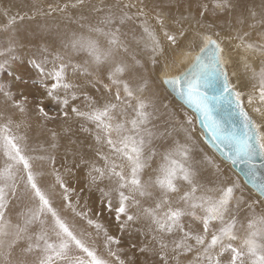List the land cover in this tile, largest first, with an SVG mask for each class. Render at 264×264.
I'll use <instances>...</instances> for the list:
<instances>
[{
	"label": "snow or ice",
	"instance_id": "obj_1",
	"mask_svg": "<svg viewBox=\"0 0 264 264\" xmlns=\"http://www.w3.org/2000/svg\"><path fill=\"white\" fill-rule=\"evenodd\" d=\"M28 7L0 8V264H264V0Z\"/></svg>",
	"mask_w": 264,
	"mask_h": 264
},
{
	"label": "rangeland",
	"instance_id": "obj_2",
	"mask_svg": "<svg viewBox=\"0 0 264 264\" xmlns=\"http://www.w3.org/2000/svg\"><path fill=\"white\" fill-rule=\"evenodd\" d=\"M14 1V2H13ZM17 1V3H15ZM26 2V3H25ZM34 2V0H0V8H9L10 10H11V12L12 13H16V12H21V13H23V12H27L28 10H26L27 9V7H28V5H30L31 3H33ZM259 3V0H256V3ZM19 3V4H18ZM23 5H25V6H23ZM257 3V4H258ZM18 4V5H17ZM21 4V5H20ZM28 4V5H27ZM18 6V7H17ZM27 6V7H26ZM21 7H23V8H21ZM24 8H26V9H24ZM29 8V7H28ZM19 9H21V11L19 10ZM24 10V11H23ZM30 11V10H29ZM77 14H78V12H77ZM85 14L87 15L88 13H87V11L85 10ZM51 19V20H50ZM55 19H59V20H63L62 18H60L59 16L58 17H56V18H47V20H45V18H41V17H37V19L35 20V21H33V22H30L29 20H25L24 22H23V24H22V26H21V31H22V35H25V36H28V38L29 39H35L34 37H32L31 35H30V33L33 31V30H36V31H39V25H41V24H45L46 23V21H48V20H50V22H52V21H54ZM4 21H3V18L2 17H0V23H3ZM63 22L64 23H69L68 21H66V20H63ZM32 25H31V24ZM30 24V26H32V27H30V28H27V26ZM35 24V25H34ZM47 24V23H46ZM47 25H51V23L50 24H47ZM64 26H65V24H64ZM34 27V28H33ZM24 28H25V30H27V31H25L24 30ZM216 31H218V29L216 28L215 29ZM223 30H225V27L223 28V27H221L220 26V29H219V31H223ZM45 35H47V33H44ZM22 52H23V49H22ZM70 123V124H69ZM68 124V125H67ZM74 125V126H73ZM76 126V127H75ZM47 127H54L55 129H56V131L58 132V134H59V144H60V147H59V150H58V152H59V156H60V158L61 159H64V157H65V150L66 149H71L72 147H76L77 149H79V150H81V151H84V152H86V151H88V143H85L84 144V146L82 147V145L80 144V142L83 140V138H85V137H83V138H81V135L83 134V132H81L80 131V128H79V124L77 123V122H75V121H72V120H70V121H68L67 123H66V125H64V124H60L59 122L56 124V125H53V124H48V126ZM74 127V128H73ZM65 128H67V129H69L68 131H65L64 129ZM33 132L32 133H30L31 135H33V136H38L39 134H40V132H41V130L40 129H37L36 128V124H35V118H33ZM77 130V131H76ZM79 133V134H78ZM78 134V135H77ZM87 134V133H86ZM87 137H88V139H90V137L88 136V134H87ZM81 138V139H80ZM72 142H74V143H72ZM79 143V144H78ZM89 143H91V140H90V142ZM72 159H73V157L71 156V155H68L67 156V162H68V164H69V166L71 165V163H72ZM139 254L137 253V256H138Z\"/></svg>",
	"mask_w": 264,
	"mask_h": 264
},
{
	"label": "bare ground",
	"instance_id": "obj_3",
	"mask_svg": "<svg viewBox=\"0 0 264 264\" xmlns=\"http://www.w3.org/2000/svg\"><path fill=\"white\" fill-rule=\"evenodd\" d=\"M14 2V1H13ZM15 3H17V1L15 2ZM26 3V2H25ZM258 3V2H257ZM19 4V3H18ZM17 4V5H18ZM22 4V3H21ZM20 4V5H21ZM23 5V4H22ZM28 5V4H27ZM23 6H25V5H23ZM18 7V6H17ZM27 7V6H26ZM21 8H23V7H21ZM24 9H26V8H24ZM20 11H21V9H19ZM26 10H30L28 7H27V9ZM24 11V10H23ZM165 11L167 12L168 11V9H165ZM182 11V9H179V8H177L176 6H175V3L173 4V6H172V8H171V13H172V15L173 16H176V15H179L180 14V12ZM186 14V13H185ZM58 17V16H57ZM51 20V19H50ZM50 20H48V21H46V23L47 24H50L51 23V25H48V27H49V29L53 32V33H55V31H56V28L57 27H60V28H63L64 27V24L66 25L67 23H64L63 22V20H59V19H55L54 21H52V22H50ZM30 22H33V21H30ZM216 23H217V29H218V31H219V29H220V26L221 27H225V30H223V31H221L222 32V35H226L229 31H230V18L229 17H227V16H223V17H220V19H218L217 21H216ZM31 24V23H30ZM30 24L27 26V28H30V27H32V26H30ZM32 25V24H31ZM35 25V24H34ZM23 27V26H22ZM34 28V27H33ZM24 30H25V28H24ZM22 32V31H21ZM22 51V50H21ZM24 51V50H23ZM233 55H234V58H236L237 60L239 59V57L238 56H236L235 55V53H233ZM173 103H175V101H173ZM70 124V123H69ZM64 125H66V124H64ZM68 125V124H67ZM74 126V125H73ZM76 127V126H75ZM74 128V127H73ZM77 131V130H76ZM79 134V133H78ZM77 134V135H78ZM83 137H85V138H83ZM81 138H83V140L80 142V144L82 145V147L84 146V144L85 143H88L89 144V142H90V139H88V137H87V134L86 133H83L82 135H81ZM80 138V139H81ZM79 144V143H78Z\"/></svg>",
	"mask_w": 264,
	"mask_h": 264
}]
</instances>
